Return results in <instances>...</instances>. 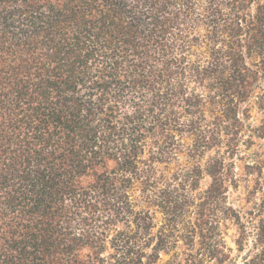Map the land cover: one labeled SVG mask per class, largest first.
<instances>
[{
	"label": "trees",
	"instance_id": "obj_1",
	"mask_svg": "<svg viewBox=\"0 0 264 264\" xmlns=\"http://www.w3.org/2000/svg\"><path fill=\"white\" fill-rule=\"evenodd\" d=\"M162 255L264 264V0H0V264Z\"/></svg>",
	"mask_w": 264,
	"mask_h": 264
},
{
	"label": "rangeland",
	"instance_id": "obj_2",
	"mask_svg": "<svg viewBox=\"0 0 264 264\" xmlns=\"http://www.w3.org/2000/svg\"><path fill=\"white\" fill-rule=\"evenodd\" d=\"M253 114H254V115H257V113H256L255 110H253ZM233 232H234L233 228H230V229L228 230V235L226 236V239H227V241H228V244L231 245V246H233V244H232V242H231V235L233 234ZM166 259H167V256L162 255V256H161V260L159 261V264L164 263V261H165Z\"/></svg>",
	"mask_w": 264,
	"mask_h": 264
}]
</instances>
